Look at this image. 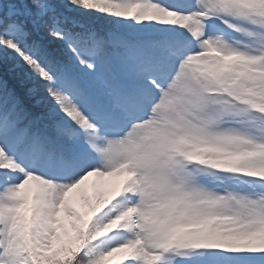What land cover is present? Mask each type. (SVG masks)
<instances>
[{"label": "snow or ice", "instance_id": "snow-or-ice-1", "mask_svg": "<svg viewBox=\"0 0 264 264\" xmlns=\"http://www.w3.org/2000/svg\"><path fill=\"white\" fill-rule=\"evenodd\" d=\"M0 264H264V0H0Z\"/></svg>", "mask_w": 264, "mask_h": 264}]
</instances>
